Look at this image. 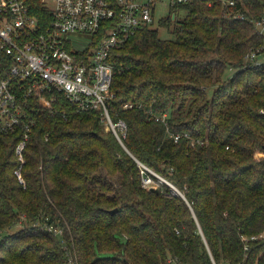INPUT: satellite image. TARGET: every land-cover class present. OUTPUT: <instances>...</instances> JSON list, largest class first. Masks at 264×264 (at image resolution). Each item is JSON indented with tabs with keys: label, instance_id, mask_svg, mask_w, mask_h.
<instances>
[{
	"label": "trees",
	"instance_id": "1",
	"mask_svg": "<svg viewBox=\"0 0 264 264\" xmlns=\"http://www.w3.org/2000/svg\"><path fill=\"white\" fill-rule=\"evenodd\" d=\"M226 1L171 6L161 27L186 11L173 38L145 27L111 52L125 145L65 100L37 115L24 163V132L0 137V264H264V64L249 59L264 0ZM137 160L183 196L143 187Z\"/></svg>",
	"mask_w": 264,
	"mask_h": 264
},
{
	"label": "built area",
	"instance_id": "2",
	"mask_svg": "<svg viewBox=\"0 0 264 264\" xmlns=\"http://www.w3.org/2000/svg\"><path fill=\"white\" fill-rule=\"evenodd\" d=\"M159 1L0 0V137L24 132L16 146L21 163L37 115L45 109L53 113L62 100L78 113L100 112L103 124L125 145L127 124L122 119L114 121L110 114L109 101L115 95V66L110 54L131 36L152 27ZM168 2L179 6L192 0ZM224 4L232 7L237 3L227 0ZM231 15L238 20L248 19L242 11H231ZM255 28L264 31V17L255 21ZM75 34L89 36L88 42L79 45L82 41L78 44ZM249 59L256 65L264 64V52H253ZM141 106L132 101L123 105ZM167 117V111L149 112L150 120L167 124ZM173 136L175 141L180 138V134ZM137 164L146 189L166 183L173 193L179 191L147 165L139 160ZM17 173L21 177L20 170ZM48 229L55 235L63 232L53 225ZM69 264H74L71 259Z\"/></svg>",
	"mask_w": 264,
	"mask_h": 264
},
{
	"label": "rangeland",
	"instance_id": "3",
	"mask_svg": "<svg viewBox=\"0 0 264 264\" xmlns=\"http://www.w3.org/2000/svg\"><path fill=\"white\" fill-rule=\"evenodd\" d=\"M170 11H171V5L168 2V0L159 1L157 6H156V12H155V16H154L155 17V21H154V23L152 25L153 28L158 29L160 37L165 38V39L174 37V34H173L174 24H178L177 21H180L182 18H184L185 14H186L185 10H182V9L179 10L178 13H177V20L174 21L173 25L171 26V29H168L167 27H161L159 25V21L161 19L165 18L170 13ZM73 37H74L75 41L78 44L82 41V44H79V45H83L84 43H87L88 40H89V36H82V35L75 34V35H73ZM233 73H234V70H228L227 71V76H232ZM207 92H208L209 96H211L212 93H213V88H209L207 90ZM103 128H104L105 133H108L109 130L106 127V125H103ZM170 189L172 191L171 187H170ZM174 194L183 196V194L181 192H179V191H175ZM20 227H22L21 224H19L16 227H14L12 229V231L19 230V229H21ZM12 231H11V233H13Z\"/></svg>",
	"mask_w": 264,
	"mask_h": 264
},
{
	"label": "water",
	"instance_id": "4",
	"mask_svg": "<svg viewBox=\"0 0 264 264\" xmlns=\"http://www.w3.org/2000/svg\"><path fill=\"white\" fill-rule=\"evenodd\" d=\"M173 19H175V14H173ZM151 190H155V188H151ZM118 209H113V210H110V213L111 214H114Z\"/></svg>",
	"mask_w": 264,
	"mask_h": 264
}]
</instances>
